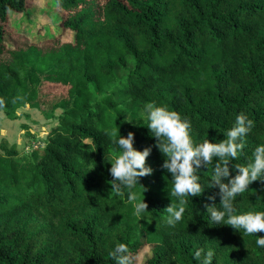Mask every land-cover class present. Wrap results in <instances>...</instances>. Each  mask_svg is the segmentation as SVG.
<instances>
[{
    "label": "trees",
    "instance_id": "obj_1",
    "mask_svg": "<svg viewBox=\"0 0 264 264\" xmlns=\"http://www.w3.org/2000/svg\"><path fill=\"white\" fill-rule=\"evenodd\" d=\"M33 1L0 0V112L28 105L57 123L29 160L0 143V264H115L109 252L120 243L134 255L149 248L143 264H200L198 250H212V264H264V233L215 224L206 212L220 207L210 187L218 158L197 173L202 194L166 223L164 209L178 200L140 115L149 102L176 111L201 144L225 139L243 113L254 127L229 178L232 165L249 163L264 144V0H47L58 29L31 38L10 17ZM117 128L134 133V149H152L153 173L139 180L147 191L132 189L148 205L141 216L127 189L111 192ZM234 204L237 214L264 211V182Z\"/></svg>",
    "mask_w": 264,
    "mask_h": 264
},
{
    "label": "clouds",
    "instance_id": "obj_2",
    "mask_svg": "<svg viewBox=\"0 0 264 264\" xmlns=\"http://www.w3.org/2000/svg\"><path fill=\"white\" fill-rule=\"evenodd\" d=\"M0 101V105H2ZM144 112L148 121L147 128L156 139L155 147L164 158L162 168L171 175V196L176 197L177 204L171 203L164 209L168 213L166 223L175 226L185 212V205L190 197H199L204 189L201 186L199 169L213 163L214 158L219 162L214 165L212 183L210 187H218L220 207L205 205L206 212L211 222L224 224L236 231L243 230L246 234L255 235L264 233V211H249L237 214L235 200L238 195L248 191L249 185L260 180L264 182V144L255 147L249 163L246 165H232L236 172L230 177V163L238 159L245 147L244 138L254 127V122L243 113L235 117V123L226 132V138L219 143L205 140L195 144L190 135L191 124L183 119L176 111H171L164 106H157L154 102L145 105ZM117 137L113 143L119 152L112 158L109 173L111 192L123 195L128 190V200L134 205V215L141 216L146 212L148 205L140 200L132 191L139 185L140 178L152 175L153 169L147 166L146 160L151 153V147L138 151L133 147L134 133L129 132L126 137L119 134V129L112 133ZM227 180V182H222ZM143 193L146 188L140 186ZM214 199V197H209ZM258 247H264V237L256 236ZM203 250L195 252V259L200 264H212L214 252L208 250L202 256ZM115 264H140L143 254L134 255L127 245L120 243L109 252Z\"/></svg>",
    "mask_w": 264,
    "mask_h": 264
},
{
    "label": "rangeland",
    "instance_id": "obj_3",
    "mask_svg": "<svg viewBox=\"0 0 264 264\" xmlns=\"http://www.w3.org/2000/svg\"><path fill=\"white\" fill-rule=\"evenodd\" d=\"M10 18L15 29L31 38L53 34L61 21L54 5L47 0H34L25 14H12ZM120 75L124 76L125 73ZM59 113L60 110H56L54 115L58 116ZM140 115L146 116L144 111ZM134 119L129 118L131 121ZM56 123L55 118H47L46 114L28 105L17 109L12 117L0 112V143L14 146L17 158L29 160L36 149L42 150L48 133ZM141 254L143 260L140 264H143L149 255V248H144Z\"/></svg>",
    "mask_w": 264,
    "mask_h": 264
}]
</instances>
